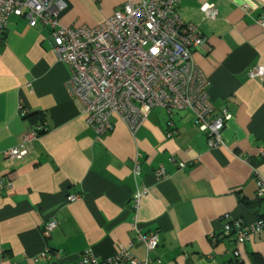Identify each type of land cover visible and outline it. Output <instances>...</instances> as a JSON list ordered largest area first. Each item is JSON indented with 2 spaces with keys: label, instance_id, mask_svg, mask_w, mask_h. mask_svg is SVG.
Segmentation results:
<instances>
[{
  "label": "crops",
  "instance_id": "crops-1",
  "mask_svg": "<svg viewBox=\"0 0 264 264\" xmlns=\"http://www.w3.org/2000/svg\"><path fill=\"white\" fill-rule=\"evenodd\" d=\"M125 1L66 0L59 21L95 26ZM203 3L214 4L218 15L205 17ZM177 13L206 40L193 59L208 79L215 111L225 108L230 114L224 146L207 145L190 111L169 114L161 107L150 109L133 133L113 116V128L97 137L69 94L70 69L54 54L50 29L9 17L0 41V258L5 262L73 264L87 248L107 258L120 245L132 244L136 256L158 259L155 264H264L262 233L238 248L233 235L210 239L230 219L248 223L264 216V199L255 197V178L264 177V75H249L251 68L264 67V27L258 22L264 0H179ZM42 123L48 130L31 142L28 154L4 156ZM159 166L162 178L154 175ZM72 194L80 197L69 200ZM49 220L57 226L46 240L41 227ZM137 230L158 232V246L146 253ZM46 247L51 256L35 261Z\"/></svg>",
  "mask_w": 264,
  "mask_h": 264
},
{
  "label": "built area",
  "instance_id": "built-area-1",
  "mask_svg": "<svg viewBox=\"0 0 264 264\" xmlns=\"http://www.w3.org/2000/svg\"><path fill=\"white\" fill-rule=\"evenodd\" d=\"M178 2L126 0L95 26H65L59 17L67 7L66 0H0V41L11 15L24 17L31 27L47 26L55 56L70 69L66 81L69 94L97 137L113 128V116L124 122L133 133L150 109L161 107L169 114L176 110L190 111L197 128L205 134L207 145L224 146L222 131L230 114L225 108L219 113L215 111L208 94V79L193 59L194 51L206 46V40L196 24L180 18ZM242 8L247 11L249 5L244 3ZM199 9L207 18L213 19L218 15L214 4L203 3ZM258 22L264 27V18ZM249 75H264V67L251 68ZM26 112L20 106L21 115ZM47 130L48 127L42 123L26 132L23 142L5 150L4 156L21 158L28 154L31 142ZM133 172L135 175L140 172L138 159L134 160ZM154 175L156 178L164 177V168H156ZM255 185V197L264 199V177L257 175ZM79 197L72 194L68 199ZM134 209H138V202ZM56 226L54 220L43 224L41 233L44 239L51 237ZM132 226L137 228L136 216ZM254 233L264 234V216L248 223L241 218L230 219L210 239L215 242L233 235L238 248ZM137 238L146 253L158 246V232L141 233L137 230ZM131 248L132 244L120 245L116 253L107 258H99L87 248L73 264L158 263V259L153 261L147 256H136ZM237 248L233 252L235 256L239 255ZM51 254L46 247L34 260L48 259ZM0 264L9 263L1 257Z\"/></svg>",
  "mask_w": 264,
  "mask_h": 264
}]
</instances>
